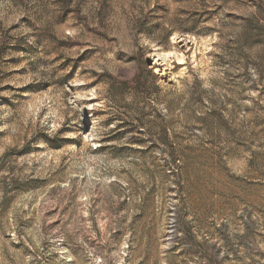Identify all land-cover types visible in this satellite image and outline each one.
<instances>
[{
    "label": "rangeland",
    "instance_id": "374dc122",
    "mask_svg": "<svg viewBox=\"0 0 264 264\" xmlns=\"http://www.w3.org/2000/svg\"><path fill=\"white\" fill-rule=\"evenodd\" d=\"M0 264H264V0H0Z\"/></svg>",
    "mask_w": 264,
    "mask_h": 264
},
{
    "label": "trees",
    "instance_id": "16d2710c",
    "mask_svg": "<svg viewBox=\"0 0 264 264\" xmlns=\"http://www.w3.org/2000/svg\"><path fill=\"white\" fill-rule=\"evenodd\" d=\"M153 75V74H152ZM154 76V75H153ZM141 82V72H138L137 75L127 81L126 85L132 89H139Z\"/></svg>",
    "mask_w": 264,
    "mask_h": 264
}]
</instances>
